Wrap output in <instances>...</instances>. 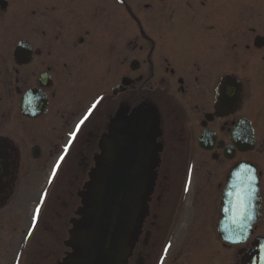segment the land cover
Listing matches in <instances>:
<instances>
[{"label":"flooded vegetation","instance_id":"flooded-vegetation-1","mask_svg":"<svg viewBox=\"0 0 264 264\" xmlns=\"http://www.w3.org/2000/svg\"><path fill=\"white\" fill-rule=\"evenodd\" d=\"M117 152L142 184L120 264H264V0H0V264H87ZM245 168L257 217L234 244Z\"/></svg>","mask_w":264,"mask_h":264},{"label":"water","instance_id":"water-1","mask_svg":"<svg viewBox=\"0 0 264 264\" xmlns=\"http://www.w3.org/2000/svg\"><path fill=\"white\" fill-rule=\"evenodd\" d=\"M103 178L94 225L88 230L85 246L90 250L87 264H120L126 251L125 239L134 222L142 184L134 166L119 153ZM241 194V196H238ZM257 189L249 168L231 173L223 192V208L218 223L219 235L230 243L242 241L257 217ZM229 227L226 229V225ZM225 228V229H224Z\"/></svg>","mask_w":264,"mask_h":264},{"label":"snow or ice","instance_id":"snow-or-ice-1","mask_svg":"<svg viewBox=\"0 0 264 264\" xmlns=\"http://www.w3.org/2000/svg\"><path fill=\"white\" fill-rule=\"evenodd\" d=\"M96 107V104L93 103L92 106L87 110V112L84 114V116L75 124V128L74 130L70 131L68 133V144L65 145V148H64V151L66 153L67 151V148L68 146L72 143V140L73 138L76 136V133L77 131L80 129L81 125L84 123V121L88 118V115L92 112L93 108ZM64 159V155L61 154L60 157L56 160L55 164L53 165L52 167V176L54 177L57 170H58V167L60 165V162ZM191 172V169H189V173ZM50 181H51V177L49 178ZM187 187H185V191H187ZM45 196H46V192H42L39 196V201L40 203H37L34 207V210L32 212V216H31V227H29L27 229V235L30 237L31 234H32V231L34 230V227H35V224H36V221H37V218H38V215H39V212H40V208H41V205L43 203V200L45 199ZM170 247V245H165V248H164V252L167 253L168 251V248ZM161 260H163V257H161Z\"/></svg>","mask_w":264,"mask_h":264}]
</instances>
